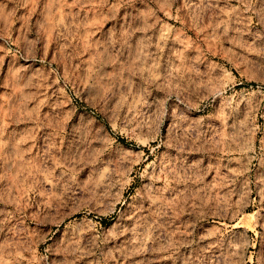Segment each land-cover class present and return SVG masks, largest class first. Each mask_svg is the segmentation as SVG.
Masks as SVG:
<instances>
[{"label": "rangeland", "instance_id": "1", "mask_svg": "<svg viewBox=\"0 0 264 264\" xmlns=\"http://www.w3.org/2000/svg\"><path fill=\"white\" fill-rule=\"evenodd\" d=\"M0 264H264V0H0Z\"/></svg>", "mask_w": 264, "mask_h": 264}, {"label": "bare ground", "instance_id": "2", "mask_svg": "<svg viewBox=\"0 0 264 264\" xmlns=\"http://www.w3.org/2000/svg\"><path fill=\"white\" fill-rule=\"evenodd\" d=\"M75 215V214H74ZM78 216V215H77ZM89 218V217H88Z\"/></svg>", "mask_w": 264, "mask_h": 264}]
</instances>
